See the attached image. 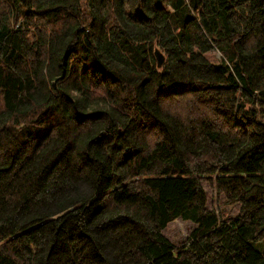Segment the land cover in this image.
<instances>
[{"label": "trees", "instance_id": "16d2710c", "mask_svg": "<svg viewBox=\"0 0 264 264\" xmlns=\"http://www.w3.org/2000/svg\"><path fill=\"white\" fill-rule=\"evenodd\" d=\"M0 264H264V0H0Z\"/></svg>", "mask_w": 264, "mask_h": 264}, {"label": "rangeland", "instance_id": "374dc122", "mask_svg": "<svg viewBox=\"0 0 264 264\" xmlns=\"http://www.w3.org/2000/svg\"><path fill=\"white\" fill-rule=\"evenodd\" d=\"M219 57H220V54L215 49L207 54V58L213 62L217 61L219 59ZM209 204L211 207H214V208L217 207L215 204V200H214L212 193H210V196H209ZM219 211H220V209H219ZM236 213H237V211L233 208L229 211L228 215L235 216ZM225 218H228V217H225ZM192 228H193V225L190 223H186V222H182V221H175L165 231V234L167 235L168 238H170L176 242V241H180V240L186 238L187 236H189Z\"/></svg>", "mask_w": 264, "mask_h": 264}, {"label": "water", "instance_id": "95a60500", "mask_svg": "<svg viewBox=\"0 0 264 264\" xmlns=\"http://www.w3.org/2000/svg\"><path fill=\"white\" fill-rule=\"evenodd\" d=\"M156 58H157V62H158V66L162 67L164 65L165 62V56L159 51H156Z\"/></svg>", "mask_w": 264, "mask_h": 264}]
</instances>
